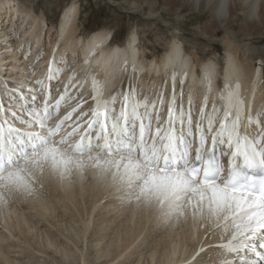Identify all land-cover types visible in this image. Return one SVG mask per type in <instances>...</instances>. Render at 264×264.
<instances>
[{
  "label": "snow or ice",
  "instance_id": "1",
  "mask_svg": "<svg viewBox=\"0 0 264 264\" xmlns=\"http://www.w3.org/2000/svg\"><path fill=\"white\" fill-rule=\"evenodd\" d=\"M248 8L252 16L255 6ZM74 11L69 9V18ZM63 63L53 53L48 81L59 80ZM259 74L258 67L253 96ZM170 78L173 90L163 125V92L155 100L140 99L131 84L105 101L100 81L85 75L76 88L82 91L91 82L90 111H80L83 98L78 95L77 107L52 124L75 76L58 98L43 80L35 82L39 88L26 89L27 96L15 95L19 89L12 88L7 104L0 99V203L5 194L31 195L45 170L63 179L92 168L110 181L118 199L155 206L165 222L189 214L213 222L221 242L208 247L217 248L223 258L214 260L201 245L190 264H264V111L253 116L238 83L224 84L222 105L213 103L208 111L212 84L205 73L204 100L194 122V98L189 95L187 109L183 105L187 74L179 96L176 73Z\"/></svg>",
  "mask_w": 264,
  "mask_h": 264
},
{
  "label": "bare ground",
  "instance_id": "2",
  "mask_svg": "<svg viewBox=\"0 0 264 264\" xmlns=\"http://www.w3.org/2000/svg\"><path fill=\"white\" fill-rule=\"evenodd\" d=\"M144 1H146L148 6L152 5V7L161 2L165 6V12L181 13L187 8L195 14L207 13L210 19L204 23L203 29L205 33L212 35L221 33L220 31L223 28L231 27L233 22L238 21L237 13L241 15L240 29L243 32L252 30L258 36L264 30V0ZM248 5L255 6V12L252 16L249 15ZM73 7H75V11L71 15V18H69L68 11ZM176 7L178 8L177 10L175 9ZM220 11H222V16L219 14ZM149 16L152 17V14H149ZM78 17V7L75 3H71L64 9L55 31L52 32L51 28L48 27L47 18L44 15L36 16L33 10L30 12V10L28 11V9L20 6L18 0H0V99L7 104L9 95L13 94L12 88L19 89L15 95L27 96L26 89L39 88V85L35 82L40 80L45 81L49 87L53 86L52 84L55 80L48 81L47 75L50 61L52 60L53 53H55L56 59L60 60L63 58L65 63L60 66L64 70L59 77V83L54 86L56 87L54 96L59 97V94L63 91L64 86L69 83L71 77L75 76L76 79L71 81L73 87L68 90V99L62 104L59 116L49 121L50 124L57 122L65 114L72 112L74 107H77L78 95L83 98V106L80 111H90L93 106V101L90 99L92 91L91 82L82 91L76 88V85L84 79L85 75L89 77L94 75L100 81L104 89L103 99L105 101H109L113 96H119L122 91L128 90L130 84L135 87L140 99L148 98L149 100H155L157 95L163 92L165 103L163 111L160 113L162 125L167 120V107L173 90L170 77L173 72L176 73V93L178 96L180 93V81L185 73L187 74V79L183 85V105L187 109L189 95L194 98V122L199 119L200 107L204 100L203 86L205 73L211 75L212 84V91L208 96V111H211L213 103L218 107L222 105L223 102L220 98L221 87L224 84L231 85L234 83H238L240 86L241 98L245 106L247 107L251 104L253 116L264 111V61L257 60L250 62L251 60L248 58L250 56L248 55L245 60H241V54L245 56L246 51L244 49L239 53L240 45L235 41L229 38L224 39L221 46L224 60L222 68L219 67L218 61L211 58L206 60V62H199L197 54L187 53L183 42L176 37H173L171 42L164 45L166 50L158 59H148L144 53L145 51L141 49L142 45L135 31V33L133 32L128 36L125 44L110 47L108 46L109 44L111 45V39L108 41L111 37L109 32L95 31L83 38L78 26ZM53 33H55L56 38L53 42H50L49 39ZM45 38L47 39L46 43L50 45L47 48L48 52H45V47H43L44 45L42 46V40L45 43ZM260 55L261 53H259ZM27 56L29 59L25 60ZM88 60H90V64L85 63ZM258 67L260 68L259 80L256 83L255 94L253 96V81L256 78ZM133 68L135 71H133ZM3 72H6V74H3ZM147 77L150 78L148 86L145 84ZM165 81H167V84H165ZM219 82H221V85ZM5 84L9 86L8 89H5ZM119 107L120 105L117 103L116 108L119 109ZM157 108L159 110V105H157ZM75 119L76 115L73 116L72 121H69V123H72ZM82 123L84 122L82 121ZM155 123L154 117V126ZM56 139L59 140L60 136H57ZM94 170L92 169L91 171L94 172ZM94 174L97 175V173ZM43 175L46 176L41 179L47 180L38 182L35 186V191L31 195L23 192L7 194L10 200L14 201L12 205L10 204L11 208H8L7 205L3 206L4 202L2 206L5 208L3 209L0 203V227L6 231L4 232L5 234L0 233V242H9L8 237H11L12 232L19 226V216L13 207L23 205L24 208L36 210V214H40L42 218L45 217V211H47L49 206H47V201L45 202L44 198L40 197V191L37 193L39 187L41 188V185L44 184V181H47V183L51 181V186L56 191L62 190L63 194L70 193V188L73 186L68 183L66 178L62 179L47 170H45ZM94 179L96 180V178ZM78 187L81 189L79 185ZM16 209L18 208L16 207ZM148 209H145L144 216H148ZM130 221L133 223V226H125L126 228H130V236L121 245L114 246L113 257L109 255L112 259L108 258L110 263L115 258H120L121 254L127 250H131L133 255L135 253L134 249L137 245V237H133V234L141 224L140 217ZM162 221L160 219L154 221V226L148 230V235L152 233L155 236L162 234L161 237L159 240L154 241L155 244L149 247L150 249L147 253H141L139 259L137 257L138 260L135 264H190L191 258L201 245H204L209 250L214 260L223 258V254L217 248L213 247L209 249L208 247L209 245H217L221 242L219 238L222 233L215 228L213 222L208 221L206 218L202 219L199 215L193 219L191 214L173 219L170 221L171 223L165 222L163 218ZM84 231L86 232L85 229ZM98 231L102 230L99 229ZM102 232H98L95 238H93L94 241L98 242L95 246L97 248H99V242L104 234ZM132 232L133 234H131ZM213 232H215V235H208L206 238V234ZM92 233L96 234L94 230ZM85 240L88 242V238H85ZM47 245H50L49 248L54 247L49 240ZM6 246L11 245L7 243ZM54 249L60 252L58 248ZM261 251H264V249H261ZM105 258H107V255H105ZM227 258L231 259L232 257L228 256Z\"/></svg>",
  "mask_w": 264,
  "mask_h": 264
},
{
  "label": "rangeland",
  "instance_id": "3",
  "mask_svg": "<svg viewBox=\"0 0 264 264\" xmlns=\"http://www.w3.org/2000/svg\"><path fill=\"white\" fill-rule=\"evenodd\" d=\"M18 1L23 8L30 12L33 10L36 16L44 15L52 32L55 31L64 9L71 3H75L79 11L78 26L83 38L95 31H106L111 35V45L108 46H121L135 31L143 46L141 49L145 51L148 59H158L166 50L164 45L176 37L183 42L187 53L197 54L199 62H206L211 58L219 62L220 68L224 66L221 46L226 38L240 45L239 53L245 49V56L241 54V60H245L248 55L250 62L264 61V30L258 36L252 30L243 32L240 29V13H237L238 21L236 22L238 23L233 22L231 27H225L220 31L221 33L212 35L205 33L203 29L204 23L210 19L207 13L199 15L187 8L181 13L165 12V6L161 2L152 7V5L148 6L144 0ZM149 14H152V17ZM55 38L53 33L49 39L50 42H53ZM46 40L45 38V43L42 40V46L44 45V51L48 52L47 48L50 45L46 43ZM259 53H261L260 56ZM28 56L25 60L29 59ZM148 80H150L149 77L146 78L147 86L150 84ZM59 81H54L53 86L50 87L53 95L56 88L54 86ZM219 83L221 85V82ZM91 170L86 168L83 173L73 172L71 177L66 178L73 186L69 187L70 193L63 194L62 190H54L49 180L48 183L44 181V186L41 185L39 190L36 189L37 193L40 191V197L44 198L43 200L47 201L49 206L48 212L45 211L44 219L40 214H36V210L24 208L23 205L16 206L18 209L13 207L19 216V226L12 232L13 237H8L9 242H0V264H135L141 253L148 252L149 247H152L155 244L154 241L159 240L162 235L159 234L158 237L153 235L154 233L148 235V230L154 226V221L158 219L162 221L155 206L152 210L145 205L128 204L118 199L116 197L118 194L110 181L104 179L98 171ZM44 176L46 175L40 176L38 182L47 180L41 179ZM6 195L5 204L1 203V208L5 205L11 208L14 202L10 200L9 195L7 197ZM7 199L10 201L8 202ZM146 208H149L148 216H144ZM137 217H140L141 224L134 234L131 233L133 237H137L134 255L131 250H127L121 254L120 258L117 257L110 263L114 246L121 245L127 240L130 236V228L126 227L132 225L130 220ZM99 229L104 231H98ZM93 230L96 234L92 233ZM97 231L104 233L99 242V248L95 247L98 242L93 240L98 234ZM1 232L6 231L0 227ZM85 238H88V242ZM48 240L54 247L49 248L51 244L47 245ZM7 243L11 246H6ZM54 248H58L60 252Z\"/></svg>",
  "mask_w": 264,
  "mask_h": 264
}]
</instances>
